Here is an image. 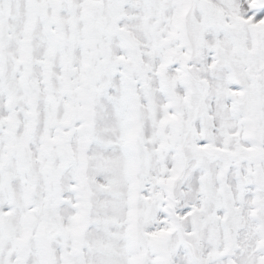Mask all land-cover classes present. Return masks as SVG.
<instances>
[{
  "label": "snow or ice",
  "instance_id": "snow-or-ice-1",
  "mask_svg": "<svg viewBox=\"0 0 264 264\" xmlns=\"http://www.w3.org/2000/svg\"><path fill=\"white\" fill-rule=\"evenodd\" d=\"M0 264H264V0H0Z\"/></svg>",
  "mask_w": 264,
  "mask_h": 264
}]
</instances>
